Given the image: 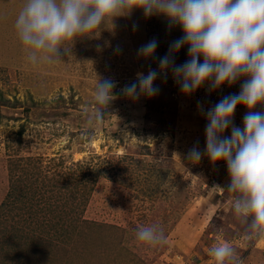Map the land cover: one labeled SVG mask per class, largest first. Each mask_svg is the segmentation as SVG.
<instances>
[{"label":"rangeland","instance_id":"rangeland-1","mask_svg":"<svg viewBox=\"0 0 264 264\" xmlns=\"http://www.w3.org/2000/svg\"><path fill=\"white\" fill-rule=\"evenodd\" d=\"M23 5L0 0V264H214L209 249L224 242L243 264H264V240L245 238L233 194L223 190L226 164L187 158L206 143L198 102L215 105L243 79L186 97L169 74L156 81V97L131 101L120 88L158 63L137 49L155 38L163 56L183 35L178 26L137 9L69 42L61 61L32 65L14 27ZM186 59L184 47L175 62ZM99 78L118 87L97 126ZM246 112L237 107L236 126ZM152 223L165 229L162 247L135 238Z\"/></svg>","mask_w":264,"mask_h":264},{"label":"clouds","instance_id":"clouds-1","mask_svg":"<svg viewBox=\"0 0 264 264\" xmlns=\"http://www.w3.org/2000/svg\"><path fill=\"white\" fill-rule=\"evenodd\" d=\"M137 9L145 18H166L183 35L169 44L163 56L157 57L155 38L137 49L138 58L158 63L147 72H137L134 80L120 88L125 98L135 102L156 97L160 92L156 81L166 80L169 74L186 97L205 85L211 93L243 79L238 93L215 105L198 102V111L207 121L206 143L203 151L194 145L187 158L197 163L207 156L213 163L226 164L230 183L223 190L233 194L232 210L245 226L244 236L264 240V111L255 110L264 106V0H24L14 27L28 61L36 65L61 61V49L67 52L69 42L93 37L110 24L113 28L116 18L130 17ZM137 28L134 24L133 30ZM184 47L188 59L177 64L176 54ZM121 52L119 46L114 49L115 54ZM117 87L113 79H98L94 88L97 126L117 98ZM238 106L247 109L242 126L234 124ZM135 238L150 248L167 243L159 223L138 227ZM209 254L214 264H243L229 242L216 244Z\"/></svg>","mask_w":264,"mask_h":264}]
</instances>
